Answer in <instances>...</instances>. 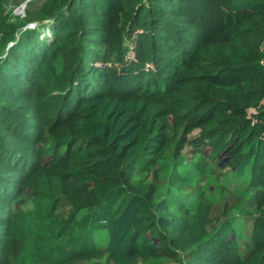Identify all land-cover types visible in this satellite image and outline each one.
<instances>
[{"label": "trees", "instance_id": "trees-1", "mask_svg": "<svg viewBox=\"0 0 264 264\" xmlns=\"http://www.w3.org/2000/svg\"><path fill=\"white\" fill-rule=\"evenodd\" d=\"M263 219L264 0H0V264H264Z\"/></svg>", "mask_w": 264, "mask_h": 264}, {"label": "rangeland", "instance_id": "rangeland-1", "mask_svg": "<svg viewBox=\"0 0 264 264\" xmlns=\"http://www.w3.org/2000/svg\"><path fill=\"white\" fill-rule=\"evenodd\" d=\"M1 1H2L4 7H5L6 12L8 14H10L13 19H15V18H18V17L24 18L25 14H26V11L28 12L29 10H33V9L37 8L45 0H1ZM30 28H33V27L31 26ZM41 35H42V33H41ZM207 151H209V149ZM189 155H191V154H189V152H188V156ZM39 181L41 182L40 179L35 181V185H38ZM221 183L222 182L220 180H216L215 177L211 176L208 173H206L204 175L201 186L204 187V189L206 191L205 200L210 205H215L219 201V197H220L219 196V194H220L219 187H220ZM33 190L35 191L36 196L33 198L32 202H30V204L24 205L22 207V209L27 208L29 213L35 211L37 209L38 203H40V201L44 200L43 198L40 199V194H38L39 190H37L36 187H34L32 190L30 189V192L34 193ZM227 197H231V196H227ZM238 198H239L238 201H240L242 197L239 196ZM234 200H235L234 197H232L231 199L227 198V200L221 199L220 208H223L224 205H227L229 207V206H231V204H234L235 206H238V204H239L238 201L235 202ZM214 202H216V203H214ZM255 217H256V221L255 222H257V223L260 222L262 216L260 217V214L256 213ZM21 219H23V220H20L19 223H18V231H19V234L23 235V232H24V235H25L26 231H27L26 228H25L27 226L26 219H24V218H21ZM221 219L222 218H220V216L218 214L217 219L215 220L214 223H212V226L210 227V229L215 227V225H217V223ZM263 221H264V219H263ZM255 222L253 221V223H252V220H251V221H249L247 223V226L249 228V232L251 234L249 236H252V237H254V227H255L254 224H255ZM249 236L245 235V241H242V242L238 243L240 249L247 248L244 245L246 244L247 241L249 242V238H248ZM97 238H98L97 240L102 241L103 239H105V235L98 234ZM18 241H19V243L18 244L16 243L17 245H16V248L14 250L15 253L19 252L20 250H22V251L24 250V244L20 240H18ZM9 264H26V262H22V261L18 262V260H14V262L9 261ZM91 264H101V263L100 262L99 263L98 262H92Z\"/></svg>", "mask_w": 264, "mask_h": 264}, {"label": "water", "instance_id": "water-1", "mask_svg": "<svg viewBox=\"0 0 264 264\" xmlns=\"http://www.w3.org/2000/svg\"><path fill=\"white\" fill-rule=\"evenodd\" d=\"M31 26L33 27V24H31L30 27H31Z\"/></svg>", "mask_w": 264, "mask_h": 264}]
</instances>
